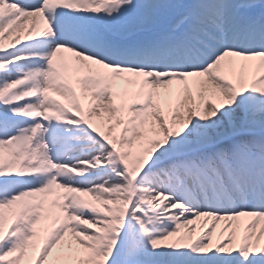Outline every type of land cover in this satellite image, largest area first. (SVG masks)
<instances>
[{
    "label": "snow or ice",
    "instance_id": "6c2138e0",
    "mask_svg": "<svg viewBox=\"0 0 264 264\" xmlns=\"http://www.w3.org/2000/svg\"><path fill=\"white\" fill-rule=\"evenodd\" d=\"M0 264H264V0H0Z\"/></svg>",
    "mask_w": 264,
    "mask_h": 264
}]
</instances>
